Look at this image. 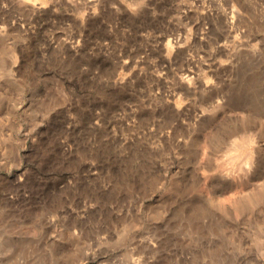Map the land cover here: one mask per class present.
Wrapping results in <instances>:
<instances>
[{
	"label": "rangeland",
	"instance_id": "rangeland-1",
	"mask_svg": "<svg viewBox=\"0 0 264 264\" xmlns=\"http://www.w3.org/2000/svg\"><path fill=\"white\" fill-rule=\"evenodd\" d=\"M0 264H264V0H0Z\"/></svg>",
	"mask_w": 264,
	"mask_h": 264
}]
</instances>
